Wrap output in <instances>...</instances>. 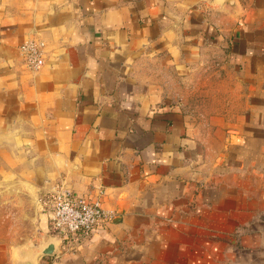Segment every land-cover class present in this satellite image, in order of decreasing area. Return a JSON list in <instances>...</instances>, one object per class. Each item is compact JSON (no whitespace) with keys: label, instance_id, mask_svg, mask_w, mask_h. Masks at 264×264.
Masks as SVG:
<instances>
[{"label":"crops","instance_id":"crops-1","mask_svg":"<svg viewBox=\"0 0 264 264\" xmlns=\"http://www.w3.org/2000/svg\"><path fill=\"white\" fill-rule=\"evenodd\" d=\"M60 184L113 217L44 255ZM0 186V264H264V0H0Z\"/></svg>","mask_w":264,"mask_h":264},{"label":"built area","instance_id":"built-area-1","mask_svg":"<svg viewBox=\"0 0 264 264\" xmlns=\"http://www.w3.org/2000/svg\"><path fill=\"white\" fill-rule=\"evenodd\" d=\"M43 47V42L38 39L28 40L20 46L27 70L35 72L41 68ZM112 217L113 212L103 209L99 196H79L61 184L50 192L47 207L49 235L55 236L61 246L72 248Z\"/></svg>","mask_w":264,"mask_h":264},{"label":"rangeland","instance_id":"rangeland-1","mask_svg":"<svg viewBox=\"0 0 264 264\" xmlns=\"http://www.w3.org/2000/svg\"><path fill=\"white\" fill-rule=\"evenodd\" d=\"M161 81H166L167 78L166 76H164V78H160ZM181 81V80H180ZM179 81V84L177 86V92H173L171 86H168L167 89V95L169 96L170 100L171 98L175 97L176 99H184V100H188V99H195V100H202L203 99V93H198V92H187V84H189L187 81H185L184 79V83H181ZM169 81L167 80V82H165V84H168ZM201 102H198V104H200ZM32 192V189H29ZM12 193H11V189L10 188H2L0 186V224L4 226V230H10L11 226H13V222H12V205H11V200H12ZM26 195L23 194L21 192V195L19 196V206H18V211L22 214L23 217H27L28 214L30 213H34V209L31 203H29V201L26 199ZM17 207H15V212H17ZM35 215V214H34ZM36 220H33V223H31V226L29 224V222L27 221V218L21 219L18 222H16V224H14V226H16V228H18V237L16 238L17 240L21 241L20 244H23L25 242H29L30 240H32L31 242V246L35 245L37 243V239H35L34 234H36L37 230H36ZM30 237L29 240H26L30 235H32ZM5 239H11L10 236Z\"/></svg>","mask_w":264,"mask_h":264},{"label":"water","instance_id":"water-1","mask_svg":"<svg viewBox=\"0 0 264 264\" xmlns=\"http://www.w3.org/2000/svg\"><path fill=\"white\" fill-rule=\"evenodd\" d=\"M231 1L233 0H229V4H231ZM49 238L51 239L49 244L42 251L44 255L51 254L53 252L55 242H59L55 236L49 235Z\"/></svg>","mask_w":264,"mask_h":264}]
</instances>
